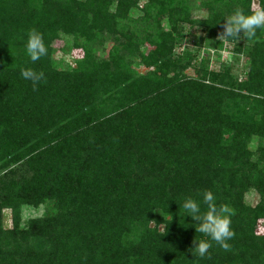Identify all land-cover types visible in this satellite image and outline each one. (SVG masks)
Returning a JSON list of instances; mask_svg holds the SVG:
<instances>
[{"label": "trees", "instance_id": "1", "mask_svg": "<svg viewBox=\"0 0 264 264\" xmlns=\"http://www.w3.org/2000/svg\"><path fill=\"white\" fill-rule=\"evenodd\" d=\"M139 1L0 0V264H264V28L227 41L248 62L242 80L199 54L254 0ZM30 29L47 47L35 63ZM62 36L83 53L65 69L53 59ZM28 67L45 73L36 90L20 76ZM205 190L235 235L199 259L188 250L209 238L181 204L206 211ZM40 205L47 214L22 224L21 207Z\"/></svg>", "mask_w": 264, "mask_h": 264}, {"label": "clouds", "instance_id": "2", "mask_svg": "<svg viewBox=\"0 0 264 264\" xmlns=\"http://www.w3.org/2000/svg\"><path fill=\"white\" fill-rule=\"evenodd\" d=\"M223 31L220 39L229 41L243 36L248 40L256 37L257 30L264 28V0L255 11L245 14L244 11L236 9L224 19ZM25 52L31 62L35 63L47 55V47L44 43L43 34L36 29H30L24 44ZM20 76L30 81L33 90L45 80L43 71L34 70L31 67L22 68ZM202 202L206 205V211L201 210V202L193 197H186L181 207L185 215L195 221V231L204 234L209 239L193 240L195 247L188 251L199 259L210 256L209 249L212 247L210 241L216 242L222 249L228 251L231 244L228 242L233 239L235 233L231 228V212L226 205L217 206L216 197L210 190H205Z\"/></svg>", "mask_w": 264, "mask_h": 264}, {"label": "rangeland", "instance_id": "3", "mask_svg": "<svg viewBox=\"0 0 264 264\" xmlns=\"http://www.w3.org/2000/svg\"><path fill=\"white\" fill-rule=\"evenodd\" d=\"M203 0H193L194 4ZM145 4V0H140L138 5L139 7H143ZM259 6L258 0H254L252 4V11H255ZM192 18L194 19H205L207 14L201 9H198L196 5L192 6L191 11ZM141 13L139 10H133L130 15V20L125 21V26L129 27L131 30L134 25L137 24V21L141 20ZM167 27V24L165 25ZM221 35L217 36V38L213 41H205L204 47L199 53L200 56L209 57L210 61V69L212 71H219L223 65L231 68L232 76L235 79L242 80L244 78V74L248 68V62L243 55L235 54L232 51L233 45L223 39H220ZM239 41L242 42V36L239 38ZM68 39L62 36L59 40H57L53 49L55 50L53 54V59L55 60L56 65L59 68L65 69L69 67H73L76 64V61L82 59L83 53L81 49H74L71 46H66L68 43ZM65 45V47H64ZM184 47V46H183ZM110 48V44H107L104 48H99L100 53L105 55ZM193 50H196V46H190ZM64 49V50H62ZM150 69L139 67L137 71L139 73H146ZM186 73L189 76H194V71L192 69H188ZM260 143L259 138L253 137L251 141L248 143V148L251 151H254L256 146ZM258 194L254 190H250L245 195V203L254 206L258 202ZM47 205H40L37 208L22 206L21 207V219L22 224H25L29 219L33 218H41L47 214ZM3 226L5 228H9L11 225V211L4 210L2 214ZM255 234L264 239V221H261L257 224Z\"/></svg>", "mask_w": 264, "mask_h": 264}]
</instances>
